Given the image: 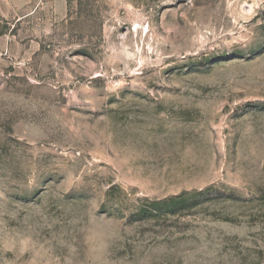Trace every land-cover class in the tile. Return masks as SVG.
<instances>
[{
	"label": "rangeland",
	"instance_id": "1",
	"mask_svg": "<svg viewBox=\"0 0 264 264\" xmlns=\"http://www.w3.org/2000/svg\"><path fill=\"white\" fill-rule=\"evenodd\" d=\"M21 1L0 264H264V0Z\"/></svg>",
	"mask_w": 264,
	"mask_h": 264
},
{
	"label": "crops",
	"instance_id": "2",
	"mask_svg": "<svg viewBox=\"0 0 264 264\" xmlns=\"http://www.w3.org/2000/svg\"><path fill=\"white\" fill-rule=\"evenodd\" d=\"M33 1V0H29ZM35 1V0H34ZM65 4V0H61ZM21 0H0V18L7 21L14 16H18V11L21 7Z\"/></svg>",
	"mask_w": 264,
	"mask_h": 264
}]
</instances>
